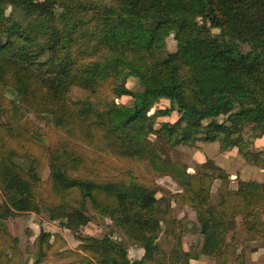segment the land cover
Here are the masks:
<instances>
[{
	"label": "trees",
	"instance_id": "16d2710c",
	"mask_svg": "<svg viewBox=\"0 0 264 264\" xmlns=\"http://www.w3.org/2000/svg\"><path fill=\"white\" fill-rule=\"evenodd\" d=\"M128 78L143 90H130ZM161 100L169 107L154 111ZM176 110L180 121L157 127ZM28 113L58 139L45 143ZM1 116L0 264H26L5 221L29 213L78 241V252H57L62 264L155 260L163 227L175 235L188 224L170 218L171 203L195 214L201 245L185 250L177 238L158 264H245L243 243H264V182H233L209 164L190 173L151 139L171 149L217 143L264 169V149L252 153L243 139L264 135V0H0ZM163 176L181 192L155 185ZM92 215L141 248V259L130 261L110 236L80 235ZM238 219L245 239L236 231L228 239ZM52 237L37 236L32 264L45 263Z\"/></svg>",
	"mask_w": 264,
	"mask_h": 264
},
{
	"label": "rangeland",
	"instance_id": "374dc122",
	"mask_svg": "<svg viewBox=\"0 0 264 264\" xmlns=\"http://www.w3.org/2000/svg\"><path fill=\"white\" fill-rule=\"evenodd\" d=\"M217 34V31H213ZM167 50L173 49L174 43L172 39L167 40ZM127 87L133 92H141L143 88L133 78H128L126 82ZM120 103L131 106L133 99L130 97H123L120 99ZM169 107V102L161 100L157 103L155 110L165 109ZM181 113V112H180ZM177 110L171 115L159 118L157 120V127L162 123H174L181 120L182 114ZM26 118L36 128L43 133L44 142L52 144L58 139L56 133L47 125L46 119H41L35 115L28 113ZM6 116H1L0 121L5 122ZM223 121V116L213 117L206 119L202 122L201 131L208 130L212 124ZM152 140H157L161 147L162 156L164 158L176 161L187 168V171L194 173L195 170L202 164H209L211 166L219 167L223 171L229 174L233 182L236 179L245 181H259L264 182V169L259 168L250 163H246L237 153L236 149L228 152H220L217 143H203L197 142L194 147H177L174 149L168 148L163 142L152 136ZM244 140L249 141L248 150L252 153L259 152L264 149V135L258 133L247 132ZM142 171H147L145 165ZM48 170L43 171V181L47 182ZM153 182L155 185L170 193L181 192L178 184L169 176L154 177ZM219 182H215L212 187V198L211 203H217V188ZM170 218L172 220H182L183 218L187 221V226L184 228L182 234L176 233L175 235L169 234V232L163 227L162 232L158 238V251L155 260L148 262L147 264H158L161 259L172 249L173 245L176 244V239H180L181 247L185 250L194 247L199 248L201 245V236L197 231L195 224V214L188 208H178L171 203ZM90 222L80 230V235L91 236L95 238H101L103 236H110L112 239L123 243L128 252V258L130 261L141 259L143 250L126 240L123 233L117 229L108 219L103 218L99 215H92ZM264 219V217H263ZM237 220L236 229L228 234V239L232 235V232L236 231L240 240L245 239V235ZM7 232L17 240V249L21 252L23 260L26 264H32V250L33 244L40 234L41 231L48 232L53 235L50 240L53 243V249L44 264H62L66 261H61L57 258L56 254L65 251L78 252L77 246L78 241L76 238L67 230L63 229L58 222H50L44 214L29 213L21 215L14 219H8L5 221ZM195 226V228H194ZM244 254L246 255L245 264H264V243L262 241L255 242H244L242 245ZM241 248V247H240ZM255 253V255H254ZM253 258V262L250 259ZM206 264H214L211 259L205 261Z\"/></svg>",
	"mask_w": 264,
	"mask_h": 264
},
{
	"label": "crops",
	"instance_id": "0c3cea01",
	"mask_svg": "<svg viewBox=\"0 0 264 264\" xmlns=\"http://www.w3.org/2000/svg\"><path fill=\"white\" fill-rule=\"evenodd\" d=\"M254 255H255V253H254ZM245 258H246V255H245ZM206 260H208V259H202V260H191L190 262H189V264H206ZM250 261H254L253 260V258L252 259H250ZM249 264V263H248Z\"/></svg>",
	"mask_w": 264,
	"mask_h": 264
}]
</instances>
